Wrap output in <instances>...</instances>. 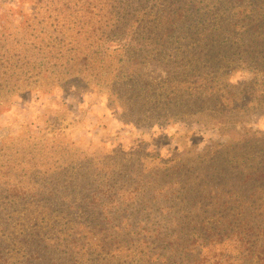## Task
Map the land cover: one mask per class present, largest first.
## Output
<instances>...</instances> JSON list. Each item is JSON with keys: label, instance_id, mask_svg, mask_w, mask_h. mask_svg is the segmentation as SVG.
<instances>
[{"label": "rangeland", "instance_id": "rangeland-1", "mask_svg": "<svg viewBox=\"0 0 264 264\" xmlns=\"http://www.w3.org/2000/svg\"><path fill=\"white\" fill-rule=\"evenodd\" d=\"M260 14L0 0V264H264Z\"/></svg>", "mask_w": 264, "mask_h": 264}, {"label": "trees", "instance_id": "trees-1", "mask_svg": "<svg viewBox=\"0 0 264 264\" xmlns=\"http://www.w3.org/2000/svg\"><path fill=\"white\" fill-rule=\"evenodd\" d=\"M219 11H221V10H219ZM221 13H223L222 16H224L225 21H228L229 17H228V13H226V10L222 11ZM241 25H242L241 29H245V30L255 29L257 27L264 28V15L260 14L257 17L253 18L252 20H248V18H245ZM261 61H263V64H264L263 58H261ZM254 85H256V84H254ZM257 86H259V88L262 89L259 93L262 95L261 98H263V100H264V95H263L264 80H262L261 83H259ZM223 88L226 91H223ZM223 88L218 89V91L209 90L210 88L208 90L203 89L200 93L190 94L191 96L188 99L190 101H192L193 104H195L197 102L198 98L201 97L199 95H202L206 101H208L209 103H214L213 109L216 108L217 110H215V111L217 113L223 114V113H230L232 111H236L238 106H236V108H232V107L228 108V106L226 104H224V98L227 96H229V98H230L233 95V93L231 92V90L227 86H224ZM248 97L251 99V101L255 100L254 97H250L249 94H248ZM257 107H264V101H259V103L257 104ZM257 138H259V137H257ZM260 138L261 139H259V140H263V143H264V135H261ZM253 142L258 143L259 141H258V139H255V141H253ZM247 144L249 145L250 141H247ZM213 155L216 156V158L221 156L220 153H216ZM244 155H248V154L245 153ZM260 155L263 158L262 162H264V148H263L262 152L260 153ZM243 158H242V162L246 161V160H243ZM251 161H253V160L251 159ZM262 162L260 164H262ZM261 170L264 171V169H261ZM252 172L255 173L256 170L254 169ZM254 175H256V174L250 175V177L251 176L255 177ZM252 179H253V181H255L254 185L256 183H260V181H261L260 179H264V172L260 173V177L257 175V177H255V179L254 178H252Z\"/></svg>", "mask_w": 264, "mask_h": 264}]
</instances>
